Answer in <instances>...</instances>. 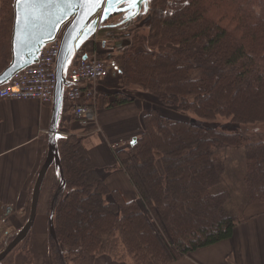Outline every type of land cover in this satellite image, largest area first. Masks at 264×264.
Here are the masks:
<instances>
[{"label":"trees","instance_id":"1","mask_svg":"<svg viewBox=\"0 0 264 264\" xmlns=\"http://www.w3.org/2000/svg\"><path fill=\"white\" fill-rule=\"evenodd\" d=\"M2 3L0 72L10 62L13 22L12 7ZM142 11L132 21L144 16L146 33L120 30L132 21L97 33L105 51L121 41L124 87L140 88L153 102L140 136L115 152L135 198L110 191L81 138L59 137L65 185L56 195L60 176L51 168L49 211L58 243L48 234L51 264H81L86 256L172 264L230 239L247 219L238 218L237 205H264V136L257 134L264 125V0H147ZM165 110L259 130L246 138L247 130L229 133ZM227 148H243L232 178L230 162L217 155ZM15 233L4 237L6 244ZM25 254L33 264L31 252Z\"/></svg>","mask_w":264,"mask_h":264},{"label":"crops","instance_id":"2","mask_svg":"<svg viewBox=\"0 0 264 264\" xmlns=\"http://www.w3.org/2000/svg\"><path fill=\"white\" fill-rule=\"evenodd\" d=\"M91 52H83L82 56L91 57ZM103 81L98 82L99 91ZM140 99L141 104L135 102L110 109L103 105L99 109L98 100L96 108L94 99L92 104L96 117L87 127L80 126L74 120L68 105L62 106L59 120V125H64L69 135L82 139L93 164L102 171L110 191L120 192L126 200L135 198L134 189L125 172L116 166L115 152L110 147L116 143L126 144L140 136L143 128L141 118L150 106L142 103V96ZM51 117L52 104L34 100H0V243L12 230H19L25 223L26 206L47 154ZM47 178L48 174L41 189L44 196L39 205H47V192H51V178ZM250 208L252 210L245 214L247 220L235 226L230 239L186 255L172 264H264V205ZM38 219L46 223L44 209L37 212L33 227ZM46 231L44 249L35 250L31 237L22 248L26 264L27 249L32 254L33 264H51L47 223ZM11 255L7 257L8 264H16Z\"/></svg>","mask_w":264,"mask_h":264},{"label":"water","instance_id":"3","mask_svg":"<svg viewBox=\"0 0 264 264\" xmlns=\"http://www.w3.org/2000/svg\"><path fill=\"white\" fill-rule=\"evenodd\" d=\"M147 0H137L134 7L121 4L108 8L98 4L89 10L84 0H36L25 7L13 2V22L11 30V58L7 67L0 72V87L7 84L17 73L36 64L42 48L57 39L60 40L59 54L55 64L56 85L52 99V117L48 130L47 154L40 168L31 193L28 218L23 227L14 234L13 239L0 251V264L30 233L37 215V207L44 180L51 168L60 176L57 195L65 185L59 157V120L63 103V89L68 86L64 76L65 65L72 52L86 40L94 37L99 26L111 16L124 13L127 21L146 9ZM80 44V45H79ZM88 57H83L86 60ZM135 138L132 142H135ZM48 232L58 247L54 229V209L48 217Z\"/></svg>","mask_w":264,"mask_h":264},{"label":"rangeland","instance_id":"4","mask_svg":"<svg viewBox=\"0 0 264 264\" xmlns=\"http://www.w3.org/2000/svg\"><path fill=\"white\" fill-rule=\"evenodd\" d=\"M2 1H7V5L9 7H12V11H13V2H14V0H2ZM2 1L0 2V6H3ZM142 12L143 11H141V13ZM123 16H125V14ZM143 19H144V16L141 17V21L140 22H138L137 20L136 21H132L129 27H126V28H122L121 27L120 30L122 29L124 31L123 33H126V32H129L130 28L131 29L140 28V31H142L143 33H146V29L144 28V27H146V25L142 21ZM110 20H111V22H110L111 24H115V23L119 24V23L122 22V19L120 17H118V18L117 17H115V18L113 17ZM99 28L101 29L103 27L99 26ZM97 33H99V31ZM104 34L105 33H103V35ZM93 43H94V45H93ZM120 43H121V41L117 42V45H116L117 48H113L114 50L113 49H109L108 51H105V50H103V47H102L101 37L97 38V35H96L93 38H90L89 40H86L85 43H84V46H83V44L82 45L79 44L80 46L78 47V49L70 54L69 59H68L66 65H65L64 75H65V77H67L68 72H69L70 68L72 67V64L74 63V59L76 58L75 54L80 53V52H88L89 53V51H93V48H96L97 52H96V54H93V55H95V58L100 60V61L105 62L110 67L109 78H107L105 82L103 81V82L100 83V85H101L100 91L98 90L99 89L98 88L99 84H96L97 85V87H96L97 94L95 96L96 108H97V100H98V108L99 109L102 108V105H103V107H107L106 105H109V107H107V108L110 109L111 107H119V106H123V105H126V104H131V103H135V102H139L141 104V102H140V100H142V99H140L141 96L144 99L142 103L145 104V105L148 103L152 107L153 102L150 100L152 98L148 94L144 95L145 92L142 91L140 88H138V87H132V88L124 87V85L122 83L121 76H120L121 74L117 73V71L118 70L119 71L122 70V67H123V59L120 57L121 56L120 54L122 52V50H120V48H119L121 46ZM78 58H80V57H78ZM192 75L196 76V73H192ZM139 93H142V94L144 93V94L140 95ZM127 99H131V102L117 105L118 102H121V101H124V100L128 101ZM164 114H165V116H168V117H171V118H178L180 120H187V121H189V122H191L193 124H199V125H203V126L210 127V128L211 127L218 128L219 130H222V131H225V132H229V133H235V132L242 133V130H247V131L243 132V134L245 136H248L246 138H249V136H250V132L249 131L257 132L259 130V128L254 130L253 127L252 128H244V127L242 128V126L234 124V123L230 122L227 119H220L219 118L216 122L204 121V120H199L198 118H196L193 115H186V114H182V113H178L176 111H170V110H165ZM59 126L60 127H59L58 130L65 138L70 136L68 134V132H67V128H64V125H59ZM263 128H264V125H262L260 127V129H261L260 132H257L259 137H261V136L263 137L264 136V133H261L263 131ZM246 133H249V134H246ZM130 141L131 140H129L126 144L123 143L122 144L123 146L119 150L118 149L117 150H112L111 147H110V149L112 151H115V152L120 151V150H125V149H127ZM242 151H243V148H241V150H232L231 148H227L225 150L221 149L220 151L217 152V155L221 159H223V161L227 162V160H228L230 162V172L227 171V176L229 178L233 177L232 172H239V170H240L239 169L240 162H241L240 160H242V156L240 155V153ZM227 165H228V162H227ZM53 172H54V170L51 169L49 171V174H48V178H51V192L50 193L47 192V195H48L47 205H39L41 200L43 199L44 194L40 195V200H39V204H38V211H39V209H44L45 210V218H46V223H47V230H48V217H49V214H50V211H49V200L51 199V197L53 195V190H52V187H53ZM83 190H85V189L83 188ZM81 196L83 198H87V196H86V194L84 192H83V194H81ZM29 205H30V200H29L28 205L26 206L27 216H28V211H29ZM80 206H82V205H80ZM237 207H238L237 208V212L239 213L238 214V218H240V219H242V217L244 216V214H246V212L252 210L250 208L251 205L250 206L249 205L248 206L247 205H237ZM262 209L263 208H261V212H262ZM246 220H243V222H245ZM46 223H41L40 220L38 219L36 226L31 229L27 240L25 242H22L18 246L19 248L17 247L18 249L16 248L17 250L16 249L14 250L12 255L10 254L12 256V258L13 257L15 258L16 264H26L25 257L21 253V251H22V248L24 249V247L26 246L27 241L30 240V237H31L32 246H33V248L35 250L41 251L42 249H44V242L47 239ZM14 232H16V231L12 230L10 232V235H12ZM9 237L7 239L8 241H9ZM5 244H6V242L4 240L0 243V251L2 250V248H3V246ZM7 259L8 258H6L1 264H8L9 259L8 260ZM81 264H130V262H128V263H117V262L112 261L107 256H101V257L86 256L85 259H83L81 261Z\"/></svg>","mask_w":264,"mask_h":264},{"label":"built area","instance_id":"5","mask_svg":"<svg viewBox=\"0 0 264 264\" xmlns=\"http://www.w3.org/2000/svg\"><path fill=\"white\" fill-rule=\"evenodd\" d=\"M59 47V40L46 45L36 64L23 69L0 87V100H34L51 104L56 85L55 64ZM78 57L74 59L66 77L68 87L64 90V103L72 110L74 120L80 126L87 127L96 117L92 104L96 96L94 86L109 77L110 67L96 58L82 60ZM122 144L116 143L111 148L119 150Z\"/></svg>","mask_w":264,"mask_h":264},{"label":"snow or ice","instance_id":"6","mask_svg":"<svg viewBox=\"0 0 264 264\" xmlns=\"http://www.w3.org/2000/svg\"><path fill=\"white\" fill-rule=\"evenodd\" d=\"M17 2L18 4H23L25 7H28L35 4L36 0H17ZM84 3L89 7V10L101 3L105 4L108 8L116 7L119 10V6L125 3L128 4L129 7H134L137 0H84Z\"/></svg>","mask_w":264,"mask_h":264},{"label":"flooded vegetation","instance_id":"7","mask_svg":"<svg viewBox=\"0 0 264 264\" xmlns=\"http://www.w3.org/2000/svg\"><path fill=\"white\" fill-rule=\"evenodd\" d=\"M127 14V13H126ZM126 14H125V16H126ZM124 15V13H120V14H115V15H113V16H111L105 23H104V25L105 26H109V28H111V27H114V26H117L118 24H111L110 22H111V18H115V17H120L121 19H122V22L121 23H119L120 24V26H124L125 24H127L129 21H132V20H134L137 16H135L134 18H131L129 21H127V18L125 17V16H123ZM89 40V39H88ZM95 43V42H94ZM102 47H103V50H105V48H104V44L102 43Z\"/></svg>","mask_w":264,"mask_h":264}]
</instances>
